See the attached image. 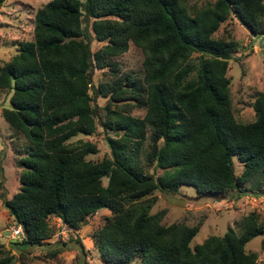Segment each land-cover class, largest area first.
I'll list each match as a JSON object with an SVG mask.
<instances>
[{
	"label": "trees",
	"instance_id": "trees-1",
	"mask_svg": "<svg viewBox=\"0 0 264 264\" xmlns=\"http://www.w3.org/2000/svg\"><path fill=\"white\" fill-rule=\"evenodd\" d=\"M229 16L251 35H264V0L198 6L186 0H47L35 11L31 40L20 41L0 66V89L10 91L1 117L26 143L16 159L18 189L9 198L1 195L7 215L26 231L19 244L40 246L48 239L50 216L76 232L98 209H107L90 235L105 264H256V252L244 245L260 236L264 246V214L249 211L237 232L227 228L190 245L198 225L163 224L164 210L149 213L155 191L173 194L192 185L196 197L235 199L259 192L264 181V92L251 103V122L234 119L225 70L235 45L213 36ZM89 20L94 38L104 42L93 52ZM129 43L143 54L140 73L122 75L123 84L94 87L93 68L119 78L111 58ZM89 90L107 96L104 121ZM118 101L125 103L111 109ZM131 108L144 113L134 117ZM97 125L124 128L125 134L104 135L109 152L93 161L85 158L96 151L93 144L70 140ZM146 137L151 172L137 158ZM58 252L55 247L49 255ZM14 263L0 244V264Z\"/></svg>",
	"mask_w": 264,
	"mask_h": 264
},
{
	"label": "rangeland",
	"instance_id": "rangeland-1",
	"mask_svg": "<svg viewBox=\"0 0 264 264\" xmlns=\"http://www.w3.org/2000/svg\"><path fill=\"white\" fill-rule=\"evenodd\" d=\"M46 1L4 0L2 2L0 5V66L15 54L20 41L31 40L33 15ZM206 1L214 0H186V3L188 6L193 4L198 6ZM92 21L89 20L88 23L91 52L99 49L104 43L94 38L91 32ZM109 23L112 22L109 21ZM213 36L234 42L235 50L232 52L231 58L227 60L225 70V77L229 81L231 112L236 121L251 122L254 119L251 103L257 94L264 92V38L259 40L255 35H251L232 16L227 17L219 25ZM197 55L196 53L191 55L192 61H195ZM142 58L141 50L129 43L126 51L111 58L119 67L117 80H111L113 78L107 68H93L89 72V80L94 87L103 81H106L109 86L123 84L122 75L140 73ZM88 92L92 99L91 105L95 108L101 121H104L107 96L94 97L91 90ZM9 95V90L0 89V111L1 108L10 107ZM123 103L125 101L115 102L110 105V108H119ZM128 113L134 117H141L144 111L131 108ZM109 125L113 127V123ZM123 134H125L124 128L116 131L111 128L103 130L101 126L97 125L93 133L77 135L70 141L80 139V141H88L93 144L96 151L86 155L85 158L99 161L109 152L104 135L112 139H119ZM146 135L148 137V132ZM147 137L138 151L137 158L143 166L144 172H151L153 167L145 161L148 151ZM25 144L0 114V244L13 253L14 264H105L92 249L90 235L102 223L103 216L109 214L107 209H98L76 232L67 230L57 218L48 217L47 223L51 234L48 239L43 240L40 246L19 244L21 238L9 237V228L14 225V222L2 207L1 195L4 198H9L18 189L19 169L16 166V159L24 155ZM125 148L131 150L132 144L127 142ZM232 163L234 173L238 174L241 170L240 163L234 158ZM105 182L106 180L103 178L102 183L105 184ZM249 185L250 181L244 183L243 187L247 188ZM152 195L155 197V201L150 206L149 213L164 210L161 223L182 222L188 226L198 225V230L192 237L190 245L200 243L209 235H221L227 228H232L237 232V222L249 211H254L258 215L264 214V181L259 192H247L235 199H230L229 196L221 199L196 197V191L192 185H180L177 192L173 194L155 191ZM259 238L260 236L253 237L244 245V248L256 252V264H264V246ZM79 245L82 246L81 249ZM55 247L59 248V252L50 256L49 252Z\"/></svg>",
	"mask_w": 264,
	"mask_h": 264
},
{
	"label": "built area",
	"instance_id": "built-area-1",
	"mask_svg": "<svg viewBox=\"0 0 264 264\" xmlns=\"http://www.w3.org/2000/svg\"><path fill=\"white\" fill-rule=\"evenodd\" d=\"M57 220L59 221V219ZM9 237L14 238V239L22 238L21 227L19 224H14L13 226L9 228Z\"/></svg>",
	"mask_w": 264,
	"mask_h": 264
},
{
	"label": "water",
	"instance_id": "water-1",
	"mask_svg": "<svg viewBox=\"0 0 264 264\" xmlns=\"http://www.w3.org/2000/svg\"><path fill=\"white\" fill-rule=\"evenodd\" d=\"M264 38V35L260 36L259 37V40L263 39ZM20 227H21V235H22V238H25L26 237V231L24 229V227L20 224Z\"/></svg>",
	"mask_w": 264,
	"mask_h": 264
}]
</instances>
